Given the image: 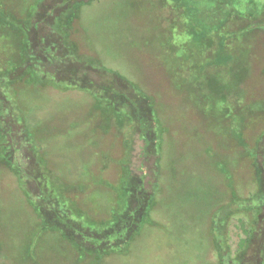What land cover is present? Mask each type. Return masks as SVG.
<instances>
[{"label": "trees", "instance_id": "1", "mask_svg": "<svg viewBox=\"0 0 264 264\" xmlns=\"http://www.w3.org/2000/svg\"><path fill=\"white\" fill-rule=\"evenodd\" d=\"M98 1L0 0V173L7 172L13 177L25 203L23 208L28 207L36 219L21 234L18 255L22 264H31L30 260L38 264L35 252L40 244L44 252L49 248L55 251V256L43 257L45 264H106L108 258L126 256L138 239H146L143 231L155 226L151 217L154 206L164 205L168 210L171 204H190L192 184L198 188L193 199L203 202L206 212L212 213L206 226L218 252L216 264H264V101L250 100L247 106H237L243 117L233 125L232 121L238 118L230 109L231 100L216 93L227 85L217 86V79H208L211 92L207 96H194L192 105L213 126L204 134H213L215 138L198 135L193 123L182 122L172 114L169 121L176 123L182 133L192 130V135L186 136L185 150L173 155L170 139L164 143V128L156 116L153 98L104 65L98 53L79 52L82 46L92 47L95 39L107 50L104 33L109 28L123 32L126 29L133 32L134 38L135 31L126 19L137 13L146 40L151 41L154 36V44H159L167 33L166 38L173 39V28L180 24L178 28L183 30L186 40L208 49L213 46L210 64L224 65L231 85L238 84L244 77L239 74L245 73L246 65L251 63L248 56L257 55L253 53L258 46L264 49V0H139L143 4L136 10L131 6L137 0H125L126 3L119 4L122 7L112 8L116 18L108 19L109 16L105 20L106 29L101 30L99 37L96 34L101 26L89 28L83 23V13L96 19L88 11ZM161 11L166 14L161 16ZM118 14L120 22L125 19L121 28ZM177 16L178 23L174 20ZM146 40L145 48L149 46ZM168 59L169 56L163 58L168 63L163 68L174 78L177 64ZM47 88L62 93L77 91L88 97L85 117L78 120L76 101L67 100L63 109L56 112L60 128L44 132L42 121L49 119L39 118L35 110L44 105L43 101L38 104L39 91ZM189 91L191 95L196 92ZM94 117L99 121L95 128L101 123L102 130L128 127L124 122L134 125L142 141L141 158L154 157L153 178L161 176L159 157L162 146L167 145L171 163L162 164L170 171L165 196L156 197L158 184L154 179L146 183L144 168L141 175L134 177L129 173L130 148H125L126 139L113 160L108 151H100L102 136L90 135L92 129L84 135H74V130L82 123L88 125V120ZM217 122L221 125L216 129ZM165 131L168 136L169 129ZM50 133L76 137L75 143L82 138L89 148L94 145L96 150L100 148L99 156L94 160L87 158L80 170L71 171L66 160L55 163L53 157H60L59 152L49 154ZM228 141L235 148L230 153ZM68 143L76 147L75 143ZM64 145L67 148V143ZM220 150L223 151L219 153ZM243 159L251 169V192L237 198L232 176L240 171ZM175 161L179 164H174ZM110 170H114V177ZM0 208V223L7 226L10 221L13 223L10 230L20 229L14 222L20 218V211ZM235 216L241 237L232 249L222 229ZM174 217L179 219L180 215ZM178 225L182 226L180 222ZM6 231L0 229V235L6 237L4 242L0 237L2 254L16 249L17 239L11 240Z\"/></svg>", "mask_w": 264, "mask_h": 264}, {"label": "rangeland", "instance_id": "2", "mask_svg": "<svg viewBox=\"0 0 264 264\" xmlns=\"http://www.w3.org/2000/svg\"><path fill=\"white\" fill-rule=\"evenodd\" d=\"M96 3V5L90 7L92 10L88 11V14L92 16V18L96 19L92 20L86 16V13H83V23L89 28L94 25L101 26L102 28H98L99 34H96L99 37V35H101V30L106 29L105 20H107L109 16L111 17L108 19L116 18V13L112 11V8L114 10V8L116 9V7H120L123 3H126V1L100 0ZM142 4V1H134L131 6L133 7L132 10H136L137 8L139 9ZM106 12L107 15L104 14ZM136 14L126 19L127 25L132 26L135 31L134 38H131L133 34L131 31L126 29L124 32L121 30L115 31L114 28L113 30L112 28H109V30L104 33V37L107 41V50L104 48L106 46L102 45L101 42L96 41L95 39V41L92 42V47L84 48V46H82L80 47L79 52L90 55H96L98 53L104 65L123 75L131 83L135 84L139 90L143 91L147 96L153 98L156 107V116L161 127L164 128L162 132L164 143L167 142H165L167 138L168 140L170 139V151L173 155L178 154L180 150H185L183 149V146L185 144L184 142L186 136L192 135V130L187 129L185 133H182L180 127L176 125V123H171L169 121L168 117L170 115L174 114V116L180 118L182 122H189L191 125L193 123L198 128L196 130L198 131V135L200 133H208L210 128L213 127L208 122H205V120L192 105L193 101H195L193 100L195 97L199 95L207 96L208 93L211 92L208 88V79H217V86L219 84L227 85V88L224 87V90L221 91L217 90L216 93L219 96H228L231 100V105H229L230 109L234 110V115L236 118H238L236 122L232 121L233 125H236L237 122H239L243 117L237 110L239 105L243 104L247 106L250 100L264 101V75L262 73L264 69V49L262 46L261 48L258 46V50L253 53L257 55L248 56V61L251 63L246 65L245 73L239 74H244L243 80L238 84L234 83L231 85L230 78L225 75V66L222 64H210L213 58L211 53L213 46L209 47L208 49L207 47L195 45L190 42V40H186L187 38H184L183 30L178 28L180 24L176 26L174 23V26H176V28H173L175 31V33H173L175 37H173V39H168L166 38L168 34L167 31H163L164 33H167L165 38H163V42L154 44V36L151 41L150 39L146 40V36H143L142 28L140 27V21L139 19L137 20ZM164 14H166V12L163 13L161 11L160 15L162 16ZM119 18L120 15L119 17L117 16V21L119 23V27L121 28V26L125 24V19L123 22H120ZM178 18L179 16L174 19L175 21L177 20V23ZM145 40L149 43V46H146V48L143 46ZM168 56V60L170 62L175 61V65L177 64V74L174 78L170 73V75H168L166 69L163 68L165 64H168L163 60V58H167ZM256 57L257 59H255ZM188 89H194L196 92L191 95ZM39 93H41V97L38 96V104L43 101L44 105L41 104V108L38 107L35 110V114L37 113L38 117L41 119H49L48 121H42L43 123L41 124V129L44 132H52L55 127L56 129L60 128V122L57 120L58 117L56 118L58 115L56 112H58L59 108L63 109L62 106L65 105L63 102L67 100L76 101V114L78 120H81L85 117L84 115H86V111L89 107V98L84 96L81 92L70 91L62 93L47 88L41 89ZM175 107L178 108L177 111L174 110ZM252 117H256L255 114L252 113ZM97 122H99L98 118L94 117V120H88V125L82 123L83 126L78 127L77 130H74V135H84L85 132H88L89 128L92 129L93 132L90 135L95 133L102 136L100 140V151H108V153L112 155L113 160H115V158L119 155L120 148L124 144L123 140L126 139L127 144L125 148H130L129 163L127 165L129 173L135 177L141 175V168H144L147 173V177L145 179L146 183H151L154 179V181L156 180L155 182L158 184V193L156 197L158 198V196H162L163 194L165 196L166 189L164 188L168 184L166 179L169 176L170 171L169 168L166 169V167H162V164L171 163L169 159L171 155L169 156L168 154L167 145L164 144L162 146V156L159 157L161 176L158 175L157 169V175L160 176V178H156V176L153 178L151 172L155 169L154 157L153 159L141 158L142 141L139 139V132L134 128V125L124 122L123 124H127L128 127L123 126L119 130H116L113 127L108 130H102L101 123H99V128H95ZM218 125H221V123L217 122V125H215L216 129ZM257 125H254V127H258L259 130L260 127ZM93 128L95 129L93 130ZM165 128L169 129L168 136ZM82 129L85 131L83 132ZM205 135L206 134H204V138H215L212 137L213 134L208 135L209 137ZM75 138L76 137L68 138L62 135L57 136L56 134L53 135L50 133V142H48V151H50L49 154L51 151L53 153L59 152L58 155L60 157H65H53L55 163H61L66 160V165L70 166L71 171L76 169L80 170L83 165V161H86L87 158V160H94L97 158L99 156L98 150L100 149L98 148L96 150V145L92 146L93 148H89L86 141L84 142L82 138L77 139V142L75 143ZM252 139H254V137ZM68 142L75 143L76 147L70 145ZM232 142L234 145L233 140ZM64 143H67V148ZM233 145L231 141H228L226 144L227 150L229 149V153L232 152V150L234 151L235 148L232 149ZM64 148L66 149L62 151ZM86 150H88L89 155H86ZM222 151L223 150H220L219 153ZM241 151L243 154L245 153L244 149ZM224 153L228 154L225 150ZM244 160L245 159L240 161L241 163L239 165L241 168L238 174L236 172L232 176V180L234 184L236 183L235 186H237V188L235 187V197L237 196V198L240 196H247V194L251 192V183L249 180L251 169L248 167V162ZM113 162L114 161H112L111 164ZM178 162L179 161H175L174 164ZM238 163L239 162H237V164ZM64 166H61V168H64ZM110 175L111 177L115 176L114 170H110ZM197 189L198 188L192 184L190 204H181L182 202L179 204H171V208L169 207L168 210L164 209V205L162 207L158 204L155 205L151 216L155 222V226L149 227V229L143 231L146 239H138L135 245L132 246V250L129 252V254L120 258H108L106 260V264H216L215 255L218 252L212 246V239L211 236L208 235V229L206 226L207 223L210 222V216L212 213L206 212L205 206L202 204L203 202L193 199L196 197L195 191ZM222 189L224 192H226L224 188ZM221 203H223V201ZM24 205L25 203L23 197L20 195L13 177L7 172H1L0 207L17 208V210L20 211V218L18 220L14 219V222H16L20 229H17L14 226L15 229L10 230L13 224L10 221L6 222L7 226L0 223V229H7L6 233L7 235H10L11 240L14 239V241H16L17 239L15 244L16 251L9 250V252L6 251L3 254L0 253V261L4 264H22L21 258L18 255V248L22 243L20 240L21 234L24 231L26 232L25 229L30 225H34L36 220L28 207L23 208ZM229 210H231V208ZM179 215L180 221L179 219H172V217L175 218L174 216ZM236 219L237 216L229 219L228 224H226L222 229V234L224 235L226 233L229 245L232 247V249H234L239 238L241 237V229L237 227ZM179 222L182 224V226L178 225ZM158 226L162 230H160ZM0 237L3 242L6 240V237H3L2 235H0ZM40 245H38L35 252L37 254L36 256L40 257H36L35 261L36 263L38 261V264H45L43 257L46 256L47 258V256H55V251L49 248L44 252L42 251L43 248L41 249ZM3 248L4 246H2V249ZM31 256L33 257L32 254ZM30 263L35 264L34 260H30Z\"/></svg>", "mask_w": 264, "mask_h": 264}]
</instances>
